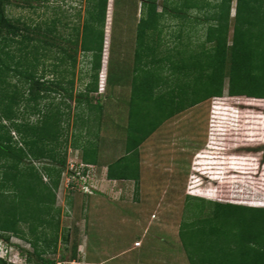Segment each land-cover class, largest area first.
I'll return each instance as SVG.
<instances>
[{"label":"rangeland","instance_id":"374dc122","mask_svg":"<svg viewBox=\"0 0 264 264\" xmlns=\"http://www.w3.org/2000/svg\"><path fill=\"white\" fill-rule=\"evenodd\" d=\"M173 1L194 18L204 19L211 14V0ZM89 2L10 0L5 13L12 20L38 24L41 29L54 22L56 35L69 38L73 28L81 31ZM144 2L108 0L98 91L89 94L93 105L100 100L99 112L77 101L91 81V55L79 51L74 66L67 59L60 64L64 58L61 50L44 47L36 74H43L45 80L63 81L73 97L61 101L58 95H45L37 102L36 113H41L27 110L24 117L36 123L45 107L59 105L61 135L55 155L66 158V168L58 187L52 189L50 176L43 170L52 168L51 162H32L42 184L49 185L46 192L53 203L46 210L39 207L37 216L42 224L26 218L28 223L16 225L18 234L26 239L0 232L9 236L5 242L0 238V258H5L6 264H33L35 258L26 260L21 250L33 253L36 248L41 258L55 264H189L182 235L186 227L190 229L211 215L213 202L264 208V112L255 107H264V99L230 96L227 78L222 96L178 111L159 123L138 148L137 180L107 179L103 167L125 155L132 90L129 81L124 86H112L106 83V77L112 74L116 83L133 79L130 71L134 66L136 26ZM163 3L157 0L159 12ZM234 6L235 2L232 18ZM230 24L229 44L232 19ZM162 26L157 58L170 52L178 60L179 51L194 53L200 49L207 24L183 23L167 14ZM211 46L206 44L207 48ZM9 48L10 57L1 53V58L11 64L18 47L11 44ZM157 72L169 78L167 68ZM162 88L168 89L166 85ZM143 115L139 109L133 117L137 135L147 124L141 119ZM253 132H257L256 140L248 141ZM11 136L17 138L14 132ZM95 144L99 151L97 163L86 164L83 158ZM4 164L0 160V180ZM0 192L4 193L0 197L6 201L5 206L16 202L12 188ZM31 222L37 225L32 233ZM137 242L141 243L139 247H135ZM74 243L78 245L76 259L71 258Z\"/></svg>","mask_w":264,"mask_h":264},{"label":"trees","instance_id":"16d2710c","mask_svg":"<svg viewBox=\"0 0 264 264\" xmlns=\"http://www.w3.org/2000/svg\"><path fill=\"white\" fill-rule=\"evenodd\" d=\"M163 1L160 12L157 0H145L142 4V16L136 26L134 66L130 71L133 79L116 83L112 74L106 77V83L112 86H124L129 81L132 90L125 155L106 166V177L110 181L137 180L138 148L159 123L178 111L222 96L226 78L230 96L264 99V0H211V14L204 19L190 16L189 11L183 10V6L173 0ZM9 2L0 0V160L5 161L1 166L3 178L0 189L12 188L16 202L5 206L6 201L0 197V232L21 237L16 225L28 223L26 218L41 223L37 216L39 207L46 210L47 205L53 203L46 192L49 185L42 184V178L32 162L44 159L51 162L52 168L43 170L50 176L52 189L58 187L60 175L66 168V158L55 155L61 135L59 105L45 107L36 123H30L24 117L27 110L36 113L37 102L45 95H58L61 101L73 97L71 89L66 88L63 81L45 80L43 74H36L44 47L61 50L64 58L59 61L60 64L67 59L74 66L79 51L91 55V81L78 95L77 101L89 105V110H102L100 100L97 99L93 105L89 94L98 91L108 0H90L81 31L73 28V35L69 38L56 35L54 22L41 29L38 24L31 26L19 19L12 20L5 13ZM167 14L183 23L207 24L204 42L198 51H179L178 60L170 52L157 58L161 47L162 20ZM11 44L18 48L16 56L13 55L11 64H8L2 60L1 53L10 57L8 51ZM206 44L212 45L211 48H207ZM165 68L170 72L169 78L161 77L157 72ZM101 81L103 83V79ZM165 85L167 90L162 88ZM255 107L264 112L263 105ZM139 109L144 113L142 121L147 124L143 133L137 135L138 127L133 117ZM39 113L41 110L36 114ZM12 132L17 134L16 139L11 136ZM256 133L250 134L252 139L248 141H255ZM98 152L95 144L83 160L86 164H96ZM3 194L0 192V196ZM212 205L211 215L198 220L190 229L186 227L182 235L189 264H264V208L220 202H213ZM36 226L32 222L29 224L31 233ZM0 238L4 242L9 240V236L4 234H0ZM77 251L78 245L74 243L72 259H76ZM21 255L26 256L28 261L35 258L33 264H55L41 258L37 248L33 253L21 250ZM5 260L0 258V264H6Z\"/></svg>","mask_w":264,"mask_h":264},{"label":"built area","instance_id":"2783aa9c","mask_svg":"<svg viewBox=\"0 0 264 264\" xmlns=\"http://www.w3.org/2000/svg\"><path fill=\"white\" fill-rule=\"evenodd\" d=\"M141 245V243L140 242H137L136 244H135V247H139ZM1 258H3V257H1Z\"/></svg>","mask_w":264,"mask_h":264},{"label":"crops","instance_id":"0c3cea01","mask_svg":"<svg viewBox=\"0 0 264 264\" xmlns=\"http://www.w3.org/2000/svg\"><path fill=\"white\" fill-rule=\"evenodd\" d=\"M103 168H106V167H103Z\"/></svg>","mask_w":264,"mask_h":264}]
</instances>
